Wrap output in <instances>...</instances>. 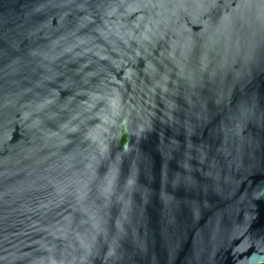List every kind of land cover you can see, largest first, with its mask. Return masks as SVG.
<instances>
[{
    "label": "water",
    "instance_id": "obj_1",
    "mask_svg": "<svg viewBox=\"0 0 264 264\" xmlns=\"http://www.w3.org/2000/svg\"><path fill=\"white\" fill-rule=\"evenodd\" d=\"M0 264H264V0H0Z\"/></svg>",
    "mask_w": 264,
    "mask_h": 264
}]
</instances>
